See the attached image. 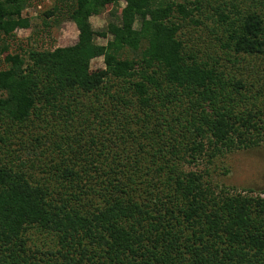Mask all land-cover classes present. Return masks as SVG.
<instances>
[{
    "label": "trees",
    "instance_id": "trees-1",
    "mask_svg": "<svg viewBox=\"0 0 264 264\" xmlns=\"http://www.w3.org/2000/svg\"><path fill=\"white\" fill-rule=\"evenodd\" d=\"M33 1L0 0V264H264V194L182 167L264 143V0H53L44 49Z\"/></svg>",
    "mask_w": 264,
    "mask_h": 264
},
{
    "label": "rangeland",
    "instance_id": "rangeland-1",
    "mask_svg": "<svg viewBox=\"0 0 264 264\" xmlns=\"http://www.w3.org/2000/svg\"><path fill=\"white\" fill-rule=\"evenodd\" d=\"M250 3L251 10L255 7L252 0H245ZM53 0H34L33 5L24 10V15L31 19L29 28L17 29V41L24 43L29 37L36 41V47L54 48L55 46H71L78 40L79 30L77 25L69 20L58 25L49 23L47 26L44 20V11L52 6ZM125 2L111 3L103 12L91 17L93 27L97 30L104 28L110 19L120 15L121 8ZM139 27V23L135 25ZM99 44H106L107 39L97 37ZM16 48V46H14ZM6 53L3 54V57ZM103 56L95 57L91 61V70L105 68ZM186 170L198 169L208 170L209 177L215 184L227 188L233 192L254 190L255 193L264 194V143L248 149L235 150L224 156L216 158L212 162L200 160L198 163H186L182 165Z\"/></svg>",
    "mask_w": 264,
    "mask_h": 264
}]
</instances>
